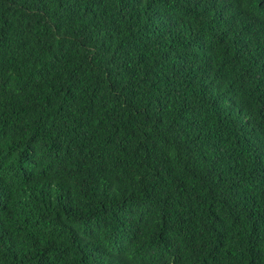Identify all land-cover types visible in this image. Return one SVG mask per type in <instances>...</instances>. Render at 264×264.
<instances>
[{"label":"trees","instance_id":"obj_1","mask_svg":"<svg viewBox=\"0 0 264 264\" xmlns=\"http://www.w3.org/2000/svg\"><path fill=\"white\" fill-rule=\"evenodd\" d=\"M0 264H264V0H0Z\"/></svg>","mask_w":264,"mask_h":264}]
</instances>
